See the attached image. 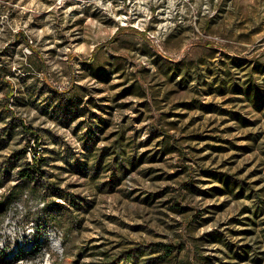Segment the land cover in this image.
I'll use <instances>...</instances> for the list:
<instances>
[{
  "label": "rangeland",
  "instance_id": "374dc122",
  "mask_svg": "<svg viewBox=\"0 0 264 264\" xmlns=\"http://www.w3.org/2000/svg\"><path fill=\"white\" fill-rule=\"evenodd\" d=\"M0 264H264V0H0Z\"/></svg>",
  "mask_w": 264,
  "mask_h": 264
},
{
  "label": "built area",
  "instance_id": "2783aa9c",
  "mask_svg": "<svg viewBox=\"0 0 264 264\" xmlns=\"http://www.w3.org/2000/svg\"><path fill=\"white\" fill-rule=\"evenodd\" d=\"M33 145L29 147V153L31 154V157L37 155L38 153V144L32 143ZM24 194V193H23ZM29 201L32 202V207H37L39 204H45V200H38L36 202H33L31 197H29ZM25 217V210L23 208H20L19 205V198L16 199V205H14L11 209L9 214L7 215V224L8 225H17L22 218ZM54 231H57V234H61V232L58 230V228H55ZM62 253V250L61 252Z\"/></svg>",
  "mask_w": 264,
  "mask_h": 264
},
{
  "label": "trees",
  "instance_id": "16d2710c",
  "mask_svg": "<svg viewBox=\"0 0 264 264\" xmlns=\"http://www.w3.org/2000/svg\"><path fill=\"white\" fill-rule=\"evenodd\" d=\"M17 37H19V38H22V37L25 38L23 34H18ZM70 103L72 104L71 107L74 108V109L77 111L73 99H72V100L70 99ZM87 113H89V110H88V109H85V110H82V111L77 112V113H76V116H77V117H84V116L87 115ZM92 115H93V114H92ZM99 123L101 124V123H102V120H100ZM96 129H98V128L96 127ZM102 129H103V128H102ZM167 137L170 138L171 136H167ZM174 148H175V149H178V148H176L175 146H174ZM45 161H46V160H43V158H40V161H39V162L34 163V164H32V165H31V164H28L29 167H28V169H27V171H28V172H27V176H30V175H38V174H39V171H40L39 166L42 165V164H44ZM35 167H37L38 169H36ZM31 177H32V176H31ZM44 219H45V218H44ZM45 220H46V219H45ZM46 221H47V220H46Z\"/></svg>",
  "mask_w": 264,
  "mask_h": 264
},
{
  "label": "bare ground",
  "instance_id": "6f19581e",
  "mask_svg": "<svg viewBox=\"0 0 264 264\" xmlns=\"http://www.w3.org/2000/svg\"><path fill=\"white\" fill-rule=\"evenodd\" d=\"M39 148V147H38ZM40 154V152H39ZM39 154L35 155L34 158H36V156H39ZM42 155V154H41ZM37 162V161H36ZM26 199L28 198V196H24ZM28 200V199H27ZM26 201V200H25ZM29 203V202H28ZM16 205V202L12 205V207ZM19 205H20V208H23L24 209V206L22 205L21 201L19 200ZM47 203L45 204H39L37 205V207L35 208L36 211L40 210L42 211L45 207H46ZM46 209V208H45ZM48 229V235H50V241H51V246L53 247V249L57 248L58 243L56 242V235L55 234V231L51 228H47ZM58 249V248H57Z\"/></svg>",
  "mask_w": 264,
  "mask_h": 264
},
{
  "label": "crops",
  "instance_id": "0c3cea01",
  "mask_svg": "<svg viewBox=\"0 0 264 264\" xmlns=\"http://www.w3.org/2000/svg\"><path fill=\"white\" fill-rule=\"evenodd\" d=\"M75 116H76V115H75ZM78 118H79V117L76 116V117H75V120H77Z\"/></svg>",
  "mask_w": 264,
  "mask_h": 264
}]
</instances>
